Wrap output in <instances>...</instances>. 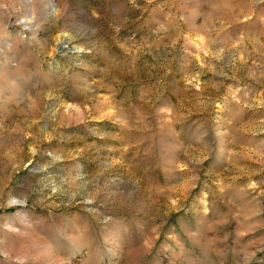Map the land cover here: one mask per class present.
Returning a JSON list of instances; mask_svg holds the SVG:
<instances>
[{
    "label": "rangeland",
    "instance_id": "1",
    "mask_svg": "<svg viewBox=\"0 0 264 264\" xmlns=\"http://www.w3.org/2000/svg\"><path fill=\"white\" fill-rule=\"evenodd\" d=\"M0 264H264V0H0Z\"/></svg>",
    "mask_w": 264,
    "mask_h": 264
}]
</instances>
